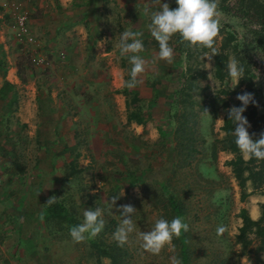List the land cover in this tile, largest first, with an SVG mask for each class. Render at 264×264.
Instances as JSON below:
<instances>
[{"label":"rangeland","instance_id":"obj_1","mask_svg":"<svg viewBox=\"0 0 264 264\" xmlns=\"http://www.w3.org/2000/svg\"><path fill=\"white\" fill-rule=\"evenodd\" d=\"M128 2L71 0L64 17L67 9L60 11L57 0H0V60L6 64L0 86L5 80L15 93L0 97V264H111L99 248L114 244L124 251L121 264H170L173 254L180 260L185 255L182 264H264L253 235L249 254L235 240L239 210L256 220L263 190L246 181L249 195L240 199L227 165L234 155L224 150L221 129L227 110L242 106L237 95L247 92L255 103L243 114L264 133L258 119L264 110V0H219L215 48L224 47L225 56L220 78L213 57L204 58L211 50L191 47L179 35L169 42L173 62L152 63L159 45L143 10L159 5L137 0L142 11L129 14ZM162 2L178 7L176 0ZM10 4L27 16L30 46L13 34ZM125 30L143 32L139 55L148 68L141 85L119 95L115 90L132 67L118 48ZM232 57L244 68L240 87L228 75ZM53 196L63 219L41 220ZM113 196L119 198L111 212L105 205ZM121 205L136 209V232L124 246L113 238ZM96 207L105 209L104 229L73 242L68 227ZM175 217L189 226L174 238L175 253L166 247L152 255L140 248L137 233L151 230L158 218ZM219 226L226 228L223 234Z\"/></svg>","mask_w":264,"mask_h":264},{"label":"clouds","instance_id":"obj_2","mask_svg":"<svg viewBox=\"0 0 264 264\" xmlns=\"http://www.w3.org/2000/svg\"><path fill=\"white\" fill-rule=\"evenodd\" d=\"M154 3L159 5L158 10L152 11L151 5H146L143 10V15L150 16L151 22L147 27L159 45L158 54L153 58L152 63L158 60L168 64L173 62L174 50L169 42L174 35H179L181 41L187 42L191 47L211 50L212 55L205 53L204 58L211 60L218 54L215 43L221 27L219 0H176L178 7L175 9L168 3H163L162 0H154ZM142 36L143 32L131 30H125L120 34L118 44L120 55L127 56L132 65L130 78L124 81V86L128 89H134L143 83L141 77L148 68V62L139 55L144 51V43L140 39ZM226 67L229 77L236 82L237 86L244 78V68L235 57L230 58ZM209 79H211L210 76ZM236 98L242 106H233L227 110L229 120H232L235 125L232 133L235 136V144L245 159L264 160V133L260 134L259 139L254 140L248 131L250 124L243 115L249 103H255L253 94L246 92L237 95ZM205 112L210 115L207 110ZM118 198V196L111 197L106 202L105 208L112 212ZM56 199L55 196L50 197L46 205H51ZM116 210L120 213L121 219L113 238L119 246H124L128 243L130 235L136 232V224L132 219L136 209L132 205H121ZM104 211L105 209L100 207L84 210L82 223L72 226L69 230L73 242L81 243L86 239L97 237L105 226ZM40 218L42 220L43 215ZM188 230V224L180 217H175L171 221L158 218L151 230L140 231L137 236L143 251L159 255L166 247L170 252L175 253L174 238H179L182 232ZM225 231L226 228L223 226L217 228L218 234H223ZM169 259L170 264H182L175 254Z\"/></svg>","mask_w":264,"mask_h":264},{"label":"trees","instance_id":"obj_3","mask_svg":"<svg viewBox=\"0 0 264 264\" xmlns=\"http://www.w3.org/2000/svg\"><path fill=\"white\" fill-rule=\"evenodd\" d=\"M224 1V0H222ZM225 43L223 44V46ZM223 49L221 51H217V55L213 56L214 60V75L216 78L221 77V71L225 67V56L223 54ZM6 68V64L0 60V68ZM17 78L20 82H24L23 70L19 66H16ZM129 79V78H128ZM241 80L239 81L237 87H240ZM126 87L124 83L122 84V88L120 90H115V94H126ZM12 91V94L15 95L13 86L6 82L5 80L2 82L0 86V97H6L8 92ZM15 96H13V101ZM49 100V96H46ZM46 100V99H45ZM39 109V105H38ZM244 115V114H243ZM246 115V114H245ZM244 115V116H245ZM251 116L254 117L255 113H250ZM250 127L248 131L254 140L259 139L260 134L256 128V123L251 120V118L246 117ZM258 119L262 121V128L264 130V110L262 114L258 116ZM223 125L222 131L224 132V138L222 142L224 143V150L234 155V158L227 162V165L231 168V173L236 181V185L240 190V199L244 200L249 194L244 190V184L246 181H250L251 185L254 188L261 187L264 194V185L260 184L261 179H264V160H256L247 159L244 161L240 155L239 149L235 144V136L232 134L234 131V122L229 120L228 112L223 116ZM264 181V180H263ZM172 205V204H171ZM63 209L61 202H54L51 205H46L43 208L42 215L45 219L48 217L57 218L58 220L63 219ZM237 217L240 219V226L237 229V234L235 235L236 243L239 244L241 250L248 254L250 253V241L248 239L249 235H253L257 239V245L255 248V252L264 253V201L259 206V217L256 220H252L245 209H240ZM68 228H71L68 227ZM182 236V233H181ZM180 236V237H181ZM111 245L108 247L99 248V255L101 257L108 258L111 264H121L123 257L125 256L124 251L118 248L117 244ZM185 260V255L183 254L181 257V261Z\"/></svg>","mask_w":264,"mask_h":264},{"label":"built area","instance_id":"obj_4","mask_svg":"<svg viewBox=\"0 0 264 264\" xmlns=\"http://www.w3.org/2000/svg\"><path fill=\"white\" fill-rule=\"evenodd\" d=\"M10 19L12 22V31L17 41L22 46H30L32 44V36L27 24V16L18 4H10Z\"/></svg>","mask_w":264,"mask_h":264},{"label":"crops","instance_id":"obj_5","mask_svg":"<svg viewBox=\"0 0 264 264\" xmlns=\"http://www.w3.org/2000/svg\"><path fill=\"white\" fill-rule=\"evenodd\" d=\"M58 1V5H60L61 7H60V11H61V9H67V11H65L62 15L64 16V17H67L69 14H70V12H68V10L70 9V8H72V3H71V0H57ZM123 1H126V2H128V0H123ZM137 0H129V2H128V5H127V8H126V11L129 13V14H132V13H136V12H133L131 9H136L137 8V10L139 11V12H141L142 10H141V7H142V2H140V4L138 5V6H136V8H135V5H136V2ZM53 2V1H52ZM51 1H50V3H52ZM70 7V8H69ZM83 9H85L84 8V5H83ZM72 18V17H71ZM120 95V94H119ZM154 105L155 104H152V105H150V109H153V107H154ZM148 111V110H147Z\"/></svg>","mask_w":264,"mask_h":264}]
</instances>
